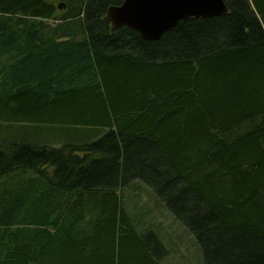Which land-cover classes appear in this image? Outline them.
Returning a JSON list of instances; mask_svg holds the SVG:
<instances>
[{"label":"trees","instance_id":"1","mask_svg":"<svg viewBox=\"0 0 264 264\" xmlns=\"http://www.w3.org/2000/svg\"><path fill=\"white\" fill-rule=\"evenodd\" d=\"M124 1L0 0V264H164L135 182L203 264H264V0L157 42Z\"/></svg>","mask_w":264,"mask_h":264},{"label":"water","instance_id":"2","mask_svg":"<svg viewBox=\"0 0 264 264\" xmlns=\"http://www.w3.org/2000/svg\"><path fill=\"white\" fill-rule=\"evenodd\" d=\"M228 13L224 0H125L119 6L109 7L106 15L112 29L126 27L144 41L157 42L184 21Z\"/></svg>","mask_w":264,"mask_h":264},{"label":"rangeland","instance_id":"3","mask_svg":"<svg viewBox=\"0 0 264 264\" xmlns=\"http://www.w3.org/2000/svg\"><path fill=\"white\" fill-rule=\"evenodd\" d=\"M1 127L10 128L6 124H0ZM11 128L13 129L12 132H15L17 128L28 129L30 127L15 125ZM1 136L4 137L3 134ZM1 142L4 141L1 140ZM53 142L50 141L47 144ZM132 186V188L128 187L122 191L127 208L133 213L140 229L154 232L168 250L169 255L164 264H203L202 252L196 239L175 220L153 191L140 182H135Z\"/></svg>","mask_w":264,"mask_h":264},{"label":"bare ground","instance_id":"4","mask_svg":"<svg viewBox=\"0 0 264 264\" xmlns=\"http://www.w3.org/2000/svg\"><path fill=\"white\" fill-rule=\"evenodd\" d=\"M64 7V6H63Z\"/></svg>","mask_w":264,"mask_h":264}]
</instances>
